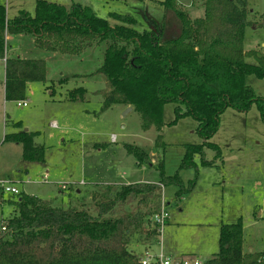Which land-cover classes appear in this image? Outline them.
<instances>
[{"label":"trees","instance_id":"obj_1","mask_svg":"<svg viewBox=\"0 0 264 264\" xmlns=\"http://www.w3.org/2000/svg\"><path fill=\"white\" fill-rule=\"evenodd\" d=\"M158 4L173 9L180 18L176 36L163 39L162 27L133 10L110 12L109 17L117 20L111 23L82 3L67 6L36 0L33 14L23 9L14 17H8L6 6L0 3V59L6 56L7 36L14 34H31L37 47L63 54L81 52L95 40L105 42L98 68L106 81L103 110L116 103L131 106L140 113L143 130H157L159 145L163 144L164 106L173 103L175 117L168 124L191 116L202 138L200 143L185 145L179 170L173 175L164 173L159 158L158 182L100 184L89 195L88 206L59 207L23 191L16 199L9 198L12 216L2 226L0 264H142L130 246L148 247L159 241L161 230L149 221L161 210L164 186L176 185L180 197L195 183L192 180L184 186L182 168L195 167L196 157L203 165H213L215 161L205 157L206 148L221 158L219 145L211 141L221 114L228 107L246 112L256 104L264 122V96L257 95L247 82L249 75L264 78V52L245 49L250 24L246 0H204V16L196 18L178 8L175 0ZM46 79L45 59L6 56L7 101L25 100L27 83ZM68 96L83 101L86 89L74 88ZM14 125L21 127L22 121ZM38 133L14 131L5 140L22 144L24 161L43 162L44 145L35 141ZM125 147L138 165L150 163L142 149ZM263 257L264 252L244 250L239 219L220 225L219 249L204 264H264Z\"/></svg>","mask_w":264,"mask_h":264},{"label":"rangeland","instance_id":"obj_2","mask_svg":"<svg viewBox=\"0 0 264 264\" xmlns=\"http://www.w3.org/2000/svg\"><path fill=\"white\" fill-rule=\"evenodd\" d=\"M50 1L88 5L111 23L117 20L109 17L110 12L133 10L162 27L163 39L176 36L181 29L176 12L158 4L162 0ZM175 1L191 18L204 16V0ZM0 3L10 17L23 9L33 14L36 9V0ZM245 9L250 22L245 49L264 52V0H246ZM146 23L143 19L142 26ZM6 44L9 56L45 59L47 79L28 82V105L19 106L18 100H5L0 60V182L7 181L20 192L50 200L55 206H88L92 202L89 195L100 184L157 182L159 158L163 159L164 173L173 175L179 170L185 145L202 142L193 117L168 124L175 117L173 103L164 106L163 144L159 145L157 130H143L137 110L127 111L129 106L119 103L103 110L106 81L98 68L103 62L105 42L95 40L92 47L73 54L41 49L31 34L8 35ZM247 82L257 95L264 96V78L249 75ZM77 87L86 89L85 100L69 98V91ZM15 121H22V126H15ZM25 129L39 132L35 141L44 145L43 162L24 161L22 144L5 140L6 134ZM211 141L219 145L221 158L216 159V151L206 148L205 157L214 160L213 165H203L196 157L195 167L182 168L179 173L184 186L192 180L195 183L180 197L176 185L164 186L161 205L167 219L159 241L148 247L130 246L138 256L149 248L167 256L194 257L192 253L204 262L219 249L220 225L239 219L244 250L264 252V122L256 104L246 112L228 107ZM126 144L145 151V160L150 163L138 165ZM17 196L3 191L0 184V235L3 224L12 216L8 199ZM149 223L152 226L153 217Z\"/></svg>","mask_w":264,"mask_h":264},{"label":"built area","instance_id":"obj_3","mask_svg":"<svg viewBox=\"0 0 264 264\" xmlns=\"http://www.w3.org/2000/svg\"><path fill=\"white\" fill-rule=\"evenodd\" d=\"M18 105L27 106L28 102L26 100L18 101ZM0 184L2 186L3 191H6L14 195L20 194V190L15 185L9 184V182L3 181L0 182ZM166 219H167V213L164 210L162 204L160 212L156 213L153 216V221L156 225L159 226L160 230L162 231ZM2 229H5V227H2ZM139 261L142 264H149L153 262H157L160 264H204L203 261L197 259L196 257H171L165 255L163 252H154L152 251V249L149 248L144 250L142 256H139Z\"/></svg>","mask_w":264,"mask_h":264},{"label":"crops","instance_id":"obj_4","mask_svg":"<svg viewBox=\"0 0 264 264\" xmlns=\"http://www.w3.org/2000/svg\"><path fill=\"white\" fill-rule=\"evenodd\" d=\"M7 15H8V13H7ZM8 17H10L9 15H8ZM6 56H8V49L6 50ZM6 56H5V58H6ZM21 56V55H20ZM5 58H3V59H0L1 61H2V64H3V71H4V81H3V85H4V82H5ZM0 61V62H1ZM1 73V72H0ZM4 97H5V85H4ZM6 100V99H5ZM137 182H139V181H137ZM142 182H144V181H142ZM158 182V181H157ZM129 183H134V182H129ZM219 233H220V229H219ZM253 251V249H249V252H252ZM155 252V251H154ZM162 252V251H161ZM217 252V251H216ZM216 252H214L213 253V255L216 253ZM188 254V253H187ZM190 255H192V256H194L195 257V255L194 254H190ZM212 255V256H213ZM171 257H179V256H171ZM182 257H184V256H182ZM211 258V257H210ZM209 259V258H208ZM207 259V260H208ZM206 261V260H205Z\"/></svg>","mask_w":264,"mask_h":264},{"label":"water","instance_id":"obj_5","mask_svg":"<svg viewBox=\"0 0 264 264\" xmlns=\"http://www.w3.org/2000/svg\"><path fill=\"white\" fill-rule=\"evenodd\" d=\"M130 110H132V107H131V106H129V107L127 108V111H130Z\"/></svg>","mask_w":264,"mask_h":264}]
</instances>
